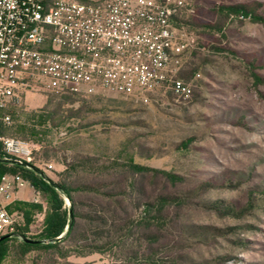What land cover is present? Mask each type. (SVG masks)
Returning <instances> with one entry per match:
<instances>
[{
	"label": "rangeland",
	"instance_id": "374dc122",
	"mask_svg": "<svg viewBox=\"0 0 264 264\" xmlns=\"http://www.w3.org/2000/svg\"><path fill=\"white\" fill-rule=\"evenodd\" d=\"M254 2L264 0H186L177 9L186 46L171 68L174 78L190 86L189 96L167 86L147 100L83 96L56 111L55 93L41 91L10 109L13 124L0 136L31 143V163L26 162L42 174L19 166L55 187L49 180L60 185L85 175L71 174L65 164L85 156L108 159V165L133 161L149 170L143 172L147 196L142 201L164 208L151 214L160 219L158 242L126 238L119 248L93 252L86 242L70 246L65 241L58 264H215L217 258H225L222 264H264V84L256 85L253 77L255 72L264 78V25L222 9ZM5 160L10 159L0 157V163H10ZM162 172L180 180L174 184ZM17 174L20 179L0 173V184H12L10 198L0 199L17 219L0 264H37L41 254H22L19 245L24 238L43 240L46 195ZM207 182L211 188L200 194L199 186ZM166 195L171 200L162 207L159 197ZM250 200L251 209L241 217L208 206L221 202L238 211ZM64 201L67 210L69 201ZM21 203L43 208L26 217ZM189 226L197 233L205 227L208 234H190Z\"/></svg>",
	"mask_w": 264,
	"mask_h": 264
},
{
	"label": "built area",
	"instance_id": "2783aa9c",
	"mask_svg": "<svg viewBox=\"0 0 264 264\" xmlns=\"http://www.w3.org/2000/svg\"><path fill=\"white\" fill-rule=\"evenodd\" d=\"M186 0H0V125L29 93L117 95L147 100L167 86L189 96L171 64L184 48L176 21ZM9 155L31 158L28 141L0 136ZM17 179H20L17 177ZM11 183L0 184L10 198ZM15 214L0 199V238Z\"/></svg>",
	"mask_w": 264,
	"mask_h": 264
},
{
	"label": "trees",
	"instance_id": "16d2710c",
	"mask_svg": "<svg viewBox=\"0 0 264 264\" xmlns=\"http://www.w3.org/2000/svg\"><path fill=\"white\" fill-rule=\"evenodd\" d=\"M222 9L228 15L249 18L253 23L264 25V3L234 4L222 7ZM175 18L177 20V16ZM251 65L255 66L253 62ZM253 77L256 85L264 84V78L257 73L253 72ZM77 97L83 96L74 93L55 94L51 102L59 101L55 108L57 111L61 109L62 104L76 103L79 100ZM51 102L48 104L51 105ZM51 116L53 118V115ZM9 127L0 125V131L3 132ZM0 143L2 144L1 141ZM0 157L31 163V158L9 155L4 150L0 151ZM109 161L108 159L105 161L97 157L85 156L74 163H65L71 174L75 175L82 171L85 172V175L61 183L58 188L52 187L47 181L27 168L17 164L0 163V173H10L19 177L20 175L17 173L22 172L38 192L46 195L48 211L39 238L51 242L48 244H33L24 241L19 245L22 254L30 250H36L42 256V259H36L39 262L37 264H58V258L64 256L61 243L65 241L66 245L70 246H76L79 242H86L88 248L93 252H103L106 248L107 250L119 248L120 241L126 238H134L136 241L144 240L149 242V245L159 241L162 232L158 227L160 219L151 217V214L153 211L161 214L164 208L157 210L156 201H142L147 196V186L143 183L145 178L143 172L149 170L135 164L133 161L123 165H108ZM162 174L174 184L180 180V177L176 175L164 172ZM210 188V183H202L199 186V193L203 194ZM64 197L70 201L67 210L64 209ZM170 200L169 195L161 196L158 203L164 207ZM249 202L248 206L238 211L232 206L221 205V202H212L208 206L222 213L241 217L251 209L252 202L251 200ZM21 204L26 209L24 213L26 217H28L31 210L41 211L43 208L42 205ZM138 209H142L140 215H136ZM69 211L72 214V224L67 229ZM26 228L25 226L24 229ZM188 228L187 232L195 236L205 237L208 234L205 227H197L199 229L198 233L194 230L195 226H189ZM64 232L65 235L56 241ZM6 240L7 237L0 241V259L2 252L7 250V248H3ZM117 242L118 244H116ZM222 263H226L225 258L216 259L215 264ZM126 264L132 263L128 262ZM203 264H208V262Z\"/></svg>",
	"mask_w": 264,
	"mask_h": 264
},
{
	"label": "water",
	"instance_id": "95a60500",
	"mask_svg": "<svg viewBox=\"0 0 264 264\" xmlns=\"http://www.w3.org/2000/svg\"><path fill=\"white\" fill-rule=\"evenodd\" d=\"M5 161H8V162H10V163H14V164H18V165H25V166H28V167H30L31 169H33V170L39 172L40 174H42L40 171H38V169H37L35 166H33V165L27 163L26 161H25V162H23V161H21V160H5ZM49 182H50L52 185H54L56 188L59 187L58 185L52 183L50 180H49ZM68 201H69V200H68ZM69 204H70V201H69ZM69 214H70V215H69V224H68L67 229H69V228L71 227V224H72V214H71V211H69ZM6 237H7V236H6ZM6 237H1V238H0V241L3 240V239L6 238ZM62 237H63V236L58 237L56 241L60 240ZM24 241H25V242H28V243H33V244H39V243H45V242H47L48 240H47V241H45V240H31V239H28V238H24ZM48 242H51V241H48Z\"/></svg>",
	"mask_w": 264,
	"mask_h": 264
}]
</instances>
